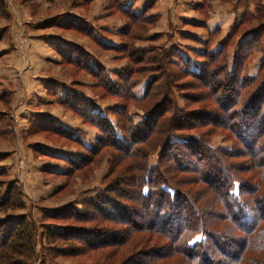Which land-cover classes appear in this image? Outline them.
Here are the masks:
<instances>
[{"label": "trees", "instance_id": "obj_1", "mask_svg": "<svg viewBox=\"0 0 264 264\" xmlns=\"http://www.w3.org/2000/svg\"><path fill=\"white\" fill-rule=\"evenodd\" d=\"M116 1L133 21L153 24L154 17L147 15L150 8L138 14L133 10L136 0ZM257 13L254 18L259 21L253 28L239 29L250 20L244 15L218 46L212 49L209 42L204 43L199 54L207 57V68L193 69L189 55L172 58L167 49H161L155 56L154 62L160 61L161 67L163 63L165 67L172 64L179 74L192 77L194 89L207 88L197 101L201 105L199 110L187 109L174 101L167 67V78L158 91L153 88L159 75L146 76V87L140 97L132 89L146 77L135 76L140 69L133 64L126 67L124 82L120 83H117L120 79L111 78L110 70L103 65L89 69L95 74L101 72L102 82L128 98L143 100L157 93L163 96L153 109L144 113L138 126L132 123L123 127V134L96 105L80 103L77 93L59 96L60 104H69L101 134L94 146L87 145L86 154L67 155V168L56 172L57 175L87 174L99 161L95 157L103 147H112L120 153L110 151L115 158L109 161L111 182L83 199L82 210L67 205L45 213L46 218L82 224L56 225L57 231L50 224H41L46 241L77 242L97 253L96 262L84 264H125L126 260L135 258L142 264H264V51L258 73H247L248 58L256 49L264 50V21L260 20L264 9L260 7ZM234 42L239 43L243 54L230 62L226 50ZM104 46L132 49L125 53L132 60L136 55L144 57L156 51L155 48L138 50L129 42ZM80 52L77 46L68 49L69 62L90 66L86 59L85 64L80 62ZM186 97L193 101L196 96ZM187 120L189 123H184ZM49 129L79 142L77 136L62 126ZM218 129L226 131L227 138L235 136L241 146H214L211 138ZM156 152L158 159L152 166L149 156ZM121 154L138 162L127 170L117 171L115 161L122 158ZM245 157L250 160L240 161ZM122 161L117 164L121 166ZM2 176H6L4 171H0ZM4 185L0 180V211L7 208L6 202L13 196L15 202L20 197L15 185ZM91 222L96 223L91 225ZM35 228V222L24 216L17 225L9 220L0 224V264L36 263L39 256L34 244L37 242H33L31 250L27 244L30 237L31 241L37 239ZM145 234L153 236L151 247L146 244ZM135 242L140 243L142 250H131ZM123 247L129 250H118Z\"/></svg>", "mask_w": 264, "mask_h": 264}, {"label": "rangeland", "instance_id": "obj_2", "mask_svg": "<svg viewBox=\"0 0 264 264\" xmlns=\"http://www.w3.org/2000/svg\"><path fill=\"white\" fill-rule=\"evenodd\" d=\"M15 7L16 12L13 13ZM260 7L264 9V0H136L133 7L136 13L143 14L144 8L145 10L150 8L147 15L154 17L153 24L148 22L140 24L121 11L116 0H0V122H2L0 171L6 174L0 177V180L8 187L15 185L17 187L15 189L20 194V197L17 196V202L14 200L15 196L6 202L7 208L0 211V224L9 220L17 225L23 216L35 222L37 239L31 241L30 237L27 243L31 250L33 242H37L34 248L38 251L39 259L35 264L96 262L97 253L83 244L62 241L50 244L46 241V236L42 237L45 229L41 224H50L56 231V225L80 226L81 223L73 220L46 218L45 213L67 205L82 210L83 199L95 195L96 191L111 182L108 175L109 161L114 157H111L110 151L115 149L103 147L102 152L95 157V160L99 159V161L91 166L87 174L79 173L69 177L57 175L56 172L65 171L67 168L66 156L76 157L86 154L87 145L94 146L98 142L100 131L93 123L84 120V117L69 104H60L57 84H55L56 90L47 91L55 101L51 99L52 103L43 105L47 97L39 95L42 90L31 91L29 87L25 88L31 83L30 76L34 70L66 81L69 89L66 93L75 92L79 96L80 103L91 102L96 105L117 124L118 130L123 134V127L132 123H137L138 126L144 113L153 109L163 96L160 97L157 93L156 96L143 100L128 98L122 95L121 91L116 92L102 82L104 76L101 72L95 74L89 69L103 65L105 69L110 70L111 78L120 79L117 80V83H120L124 82L126 67L133 64V67L140 69V73L135 74L138 78L146 77L148 74L159 75V80L153 88L158 91L167 78L165 73L167 66L165 67L163 63L161 67L160 61L154 62L155 56L161 49H167L172 58L176 59H182V55H189L193 69L207 68L205 65L207 57L199 54L205 47L204 43L209 42L212 49L218 46L233 24L239 22L244 15L250 20L241 24L239 29L253 28L259 21L255 20L254 15L258 14ZM171 16L174 17L172 20L175 22L170 20ZM184 19L187 21H183ZM51 20L54 22L65 20L66 28L55 24L49 26ZM260 20L264 21V17ZM215 30L218 32L214 33ZM53 37L54 42H62L58 39L60 38L76 45L81 49L80 62L85 64L86 59L91 67L88 64L84 67L69 62L66 54L56 50L57 47L62 49L65 45L59 43L52 45L50 40ZM124 42L131 43L132 47L138 50L155 48L156 51H150L149 56L136 55L132 60L131 57L125 56V53L128 54L132 49L126 47L125 50H120L104 46H121ZM63 51L66 52V48ZM226 51L230 62H233L238 54H243L237 42L229 44ZM263 51L256 49L248 58L247 73L252 75L258 73ZM14 58L24 59V64L22 62L18 70L9 65ZM167 68L174 101L187 109L199 110L201 105L197 101L204 92H207V88L194 89L192 77L179 74L180 71L172 64ZM147 78L132 89V92L139 97L146 87ZM188 94L196 96L193 101L186 97ZM26 107L32 108L26 110ZM60 122L69 126H64ZM55 126L70 130L81 142L79 139V142L72 141L49 129ZM187 132L194 133L190 130ZM226 135V131L218 129L212 138L210 137L212 144L227 147L241 146V142L236 141L235 136L227 138ZM115 152L120 153L116 150ZM121 156L122 158L119 157L115 161L117 171L127 170L134 166V162H138L128 158L127 155L121 154ZM121 159L123 161L120 166L117 162ZM157 159L158 152L151 154L150 164L155 165ZM246 159L250 160L245 157L240 161ZM119 174L122 177L125 175V173ZM95 223L91 222V225ZM112 229L116 230V228ZM10 237L13 238V234ZM145 237L147 246L151 247L153 236L145 234ZM12 238L10 240L13 241ZM139 244L135 242L131 250L138 249ZM123 248L125 249L118 250L121 252L129 250H126L127 247ZM60 250L64 251L59 252ZM111 250L113 254L116 248ZM117 259L122 260V257ZM139 260V258L128 259L125 264H142Z\"/></svg>", "mask_w": 264, "mask_h": 264}, {"label": "crops", "instance_id": "obj_3", "mask_svg": "<svg viewBox=\"0 0 264 264\" xmlns=\"http://www.w3.org/2000/svg\"><path fill=\"white\" fill-rule=\"evenodd\" d=\"M16 12V7L14 8V11H13V13H15ZM73 12V11H72ZM70 17V16H69ZM172 17V18H171ZM170 17V20H172V19H174V17L173 16H171ZM64 18H65V16H64ZM65 20H63V21H59V20H57V21H53V20H51L50 21V23H49V26H51L52 24H55V25H57V26H60V27H62V28H66L64 25H67L65 22H64ZM172 21H174L175 22V20H172ZM183 21H187L186 19H184ZM212 26L210 25V28H211ZM37 37H40V36H38L37 35ZM59 40H61L62 42H54V40H55V38L53 37V39H51L50 40V42L52 43V45H53V43H59V45L60 44H62L63 46L65 45V47L64 48H60V49H57L56 48V50L58 51V50H60V52L61 53H64V54H66L67 53V51H68V49L67 48H70V47H72V48H75L76 47V45H73V44H71V42L70 41H67V40H62V39H60V38H58ZM198 39V38H197ZM200 41H202L201 39H200ZM66 48V52L65 51H63L64 49ZM184 54V53H183ZM47 61V60H46ZM22 62H23V64H24V59L23 58H14L13 59V62H11V64H9L10 66H12L15 70H18V68H20L21 66H22ZM30 78H31V83L28 85V86H25V88L26 87H29L30 88V90L31 91H35V90H37V91H41L40 93H39V95L40 94H42V95H45L46 97H47V101H46V103H44L43 105H46V104H48V103H52V102H50V100L51 99H53L54 100V98H51V97H53V96H51V95H49L48 93L49 92H47L48 91V89L49 90H56L57 88L55 87V84H57V86H58V89H57V93H59V96H61V97H63L64 95H65V93H66V91H68L69 89H68V86L66 85V84H68V83H65L66 81H63V80H59V79H57V78H54V77H52V76H46V75H44V73L42 74V73H39L38 71H36V70H34V73L30 76ZM43 80V81H42ZM56 80V81H55ZM47 82H49L48 84H45V83H47ZM43 83V84H42ZM61 84V85H60ZM42 85V86H41ZM29 95H30V93H29ZM55 101V100H54ZM31 104V103H30ZM29 105L27 104V107H28ZM31 106V105H30ZM38 106V105H37ZM26 107V108H27ZM32 107H29V108H27L26 110H29V109H31ZM59 122V121H58ZM61 124H63L62 122H60ZM64 126H69V125H65V124H63Z\"/></svg>", "mask_w": 264, "mask_h": 264}]
</instances>
